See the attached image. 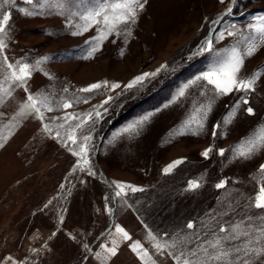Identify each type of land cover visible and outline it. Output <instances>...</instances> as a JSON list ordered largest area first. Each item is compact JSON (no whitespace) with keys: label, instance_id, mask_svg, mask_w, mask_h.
<instances>
[{"label":"rangeland","instance_id":"374dc122","mask_svg":"<svg viewBox=\"0 0 264 264\" xmlns=\"http://www.w3.org/2000/svg\"><path fill=\"white\" fill-rule=\"evenodd\" d=\"M229 1L147 0L142 10L137 8L135 23L119 25L95 52L93 38L104 25L72 35L83 23L72 13L110 8L119 0H65L63 14L45 6L31 16L21 11L31 10L26 0L0 7V19L10 13L0 83L11 93L0 102V264H182L187 249L212 239L220 225L264 215L251 206L264 186V148L250 159L232 151L264 125V72L254 90L228 95H217L213 86L196 80L227 55L225 50L245 51L250 36L257 37L258 49L244 57L238 79L264 68V42L249 28L264 23L259 19L264 0H235L210 36L211 51L205 46L198 52ZM219 33L224 39L215 38ZM18 61L31 66L23 85L5 79L12 71L7 64ZM144 73L156 75L125 87ZM95 83L102 87L80 91ZM112 84L120 87L112 89ZM28 95L46 97L52 110L37 105L43 119L35 112L19 115ZM109 96L113 99L103 104ZM210 99L201 131L190 121L202 116L197 109ZM249 107L254 115L246 111ZM148 113L142 126L122 131ZM208 148L212 151L205 157ZM220 149L226 150L223 156ZM175 161L181 162L165 172ZM190 181L199 187L190 188ZM221 181L224 186L217 188ZM117 226L130 239L117 233ZM183 238L190 243L172 247ZM114 240L113 256L105 249ZM137 241L141 249L133 251ZM156 243L166 247L157 251ZM144 251L151 260L141 258ZM252 264H264V255L254 256Z\"/></svg>","mask_w":264,"mask_h":264},{"label":"snow or ice","instance_id":"6c2138e0","mask_svg":"<svg viewBox=\"0 0 264 264\" xmlns=\"http://www.w3.org/2000/svg\"><path fill=\"white\" fill-rule=\"evenodd\" d=\"M12 0H2L0 2V7L11 3ZM147 0L141 2V0H119L118 3L113 4L110 8L100 7L95 10H88L84 13H72L73 16H78L82 24H77V31H74L72 35H81L84 32H87L92 26L103 24V28H98L97 31L99 35L93 40L95 44L92 47V52H95L99 46V43L107 38L112 32L117 31L118 26L121 24H129L135 23L137 18V8L143 9L144 3ZM224 0H221L223 3ZM28 5H31L30 9H21L26 15H37L39 14L35 9L44 8L45 6L49 8H55L63 14V10L65 8V0H39L37 3L36 0H26ZM228 12H231V8L228 9ZM261 21H264V17L259 18ZM10 20V13L4 12L2 19H0V51L6 47L4 36L6 35V25H8ZM249 28L255 29L256 33L259 34L258 38L261 42H264V23L259 25H249ZM130 35V31L128 32ZM233 32H228V35H233ZM217 40L224 39V33H219L215 37ZM257 37H247L246 40V50L241 52L238 47H232L230 50H225L227 53L226 56L217 60L215 63L211 64L208 69L202 72L200 75L196 77V80H204L208 85L213 86L212 91H214L217 95H228L233 90L248 92L250 90H254V84L256 80L260 77L261 73L264 72V68L254 72L247 79H238V75L241 72L244 66V57L252 56L258 49V45L255 43ZM205 46L208 51L212 49V39L209 38L204 41L198 49V52H202L205 50ZM91 55V53L89 54ZM216 55H220L217 53ZM4 60L7 61V57H4ZM40 64V61H37V67ZM7 68L12 71L5 77L6 80H10L13 82H17L20 85L26 83L27 79L31 77V66L27 63L17 62L14 66L13 64H7ZM159 71V69L157 70ZM155 76L156 73H144L141 76L135 77L132 81H130L125 87L127 89L133 88L135 85L140 84L146 77ZM108 84L107 81L103 82V85L106 86ZM102 87L101 83H95L89 85L87 88H83L80 91L83 92H92L94 90H98ZM119 84H112L111 88L116 89L119 88ZM27 90V89H25ZM204 93H202L203 95ZM11 95L9 89L3 87V84L0 83V102L3 101L4 96ZM180 96L184 95V90L181 89L179 92ZM113 97L109 96L103 104H108ZM86 102V101H85ZM244 103L247 104L248 101L244 100ZM103 104L100 107H103ZM47 108L49 111L52 110L50 104L47 101V98L34 97L32 95H28L27 102L22 105L19 115L23 116L26 114H30L35 112L39 114L40 119H43V114L40 112V107ZM64 107H69L70 104H64ZM239 105H236L238 107ZM212 101L209 100L207 105H202L201 108L197 109V112H202V116L199 119H194V122L199 130H203L204 123L203 120L206 119L208 112L211 111ZM107 111V109H105ZM249 115H254V110L249 107L246 109ZM96 117H101V112L97 110L95 112ZM152 113L145 114L139 119L128 124L127 127L122 129L123 132H132L136 130L138 127L142 126L145 122L150 119ZM234 115V111L229 114V117L225 118V123H230L231 117ZM91 118V114H89ZM80 125H77L79 127ZM219 128L220 125L217 124L215 126ZM45 129L48 130V125H45ZM180 135L184 134L183 129L179 132ZM213 137L217 135L216 131L212 132ZM70 140H73L75 143L74 137L69 136ZM6 139V137H5ZM85 140H88L89 137H84ZM3 145L0 144V147ZM264 148V125H260L259 128L249 137H246L242 140L236 148L232 149V151L238 153L240 157L245 159H250L252 155H254L257 151ZM212 151L211 148L206 149L202 155L207 157L209 152ZM225 149L219 150V155L223 156L225 154ZM81 152L86 154V149L81 148ZM74 155H79L77 152H73ZM181 161H175L173 164L169 165L165 172L170 171L176 164ZM84 163H88L87 159H84ZM260 171L264 173V164L260 165ZM89 174L91 171L89 170ZM225 184L224 181H221L216 185L217 188L223 187ZM117 187L122 188V185L117 184ZM190 188L199 187V184L196 181L189 182ZM133 191H137L138 189L132 188ZM117 195H120L117 192ZM254 203L251 206H254L256 209L264 210V186L260 187L259 192L253 198H251ZM63 218L61 217V220ZM187 227L189 229L193 228L194 225L192 223H188ZM117 233H122L124 239H130L129 234L124 231V229L117 226ZM151 236V233H149ZM155 239V237H152ZM177 243L179 244H187L190 243L188 238H183L172 245V247H176ZM87 247V245H85ZM157 251H161L166 245L156 243L154 245ZM141 249L140 242L137 241L132 245V250L137 251ZM106 252L110 255L116 254V241H113L112 247H106ZM139 254V253H138ZM264 255V215H256V216H247L242 218L238 222H228L227 227L224 225H220L216 231L212 233V239L204 240L203 242L196 243L195 247L187 249V256L182 261V264H252V258L254 256ZM181 256H185V252H181ZM96 257L98 259L101 258L100 253H96ZM147 257L148 260H151V257L148 255L147 251L143 252L142 259ZM11 259V258H9ZM103 260H107L108 257L104 256ZM179 259V257H177ZM152 264H155L152 261Z\"/></svg>","mask_w":264,"mask_h":264},{"label":"water","instance_id":"95a60500","mask_svg":"<svg viewBox=\"0 0 264 264\" xmlns=\"http://www.w3.org/2000/svg\"><path fill=\"white\" fill-rule=\"evenodd\" d=\"M234 2H235V0H230V1H229L227 7H226V8L224 9V11L220 14V16L216 19L215 25L212 27L211 32L208 34V36L205 38L204 41H206L207 39L210 38V36L212 35L213 30H214L215 27H216V24H217L218 21H219L220 19H222L227 13H229V12H228V9H229V8L232 9ZM105 177H106V179L108 180V178H107L106 175H105Z\"/></svg>","mask_w":264,"mask_h":264}]
</instances>
